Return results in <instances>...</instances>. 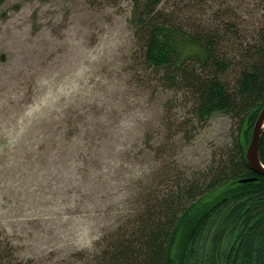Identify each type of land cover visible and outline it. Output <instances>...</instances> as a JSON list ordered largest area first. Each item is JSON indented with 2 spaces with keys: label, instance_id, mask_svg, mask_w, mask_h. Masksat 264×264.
<instances>
[{
  "label": "rangeland",
  "instance_id": "374dc122",
  "mask_svg": "<svg viewBox=\"0 0 264 264\" xmlns=\"http://www.w3.org/2000/svg\"><path fill=\"white\" fill-rule=\"evenodd\" d=\"M260 4L215 0L186 17L225 5L251 22ZM135 10V0H0V233L21 260L81 264L145 188L166 185L170 169L202 171L237 137L224 114L173 137L190 105L140 72Z\"/></svg>",
  "mask_w": 264,
  "mask_h": 264
},
{
  "label": "trees",
  "instance_id": "16d2710c",
  "mask_svg": "<svg viewBox=\"0 0 264 264\" xmlns=\"http://www.w3.org/2000/svg\"><path fill=\"white\" fill-rule=\"evenodd\" d=\"M260 1L261 14L250 22L225 5L212 18L186 17L215 0H192L182 7L164 0H135L140 72L190 105L191 119L173 124V137L215 114L234 122L237 137L202 171L170 169L166 185L158 191L145 188L132 215L98 243L95 254L78 253L79 263L264 264V176L251 171L246 160L264 107ZM259 151L264 165V134ZM246 178L257 181L239 183ZM0 264L37 263L21 260L0 233Z\"/></svg>",
  "mask_w": 264,
  "mask_h": 264
},
{
  "label": "water",
  "instance_id": "95a60500",
  "mask_svg": "<svg viewBox=\"0 0 264 264\" xmlns=\"http://www.w3.org/2000/svg\"><path fill=\"white\" fill-rule=\"evenodd\" d=\"M264 134V107L259 113L257 121L254 125L249 145L246 149V160L248 167L254 173L264 176V165L260 158V141ZM256 178L241 179L239 183L246 184L256 182Z\"/></svg>",
  "mask_w": 264,
  "mask_h": 264
}]
</instances>
